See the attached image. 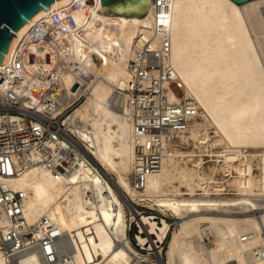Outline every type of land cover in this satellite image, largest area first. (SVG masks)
Instances as JSON below:
<instances>
[{
    "label": "bare ground",
    "instance_id": "bare-ground-1",
    "mask_svg": "<svg viewBox=\"0 0 264 264\" xmlns=\"http://www.w3.org/2000/svg\"><path fill=\"white\" fill-rule=\"evenodd\" d=\"M67 1L28 19L15 31L11 49L39 18L54 11L63 17ZM151 5L149 0L145 15L134 17L90 15L87 8L72 15L71 29L84 28L104 64L84 53L83 64L102 78L89 83L86 100L67 119L92 152L97 171L56 174L33 159L18 177L0 180L25 193L24 217L38 228V238L49 227L62 235L60 241L70 238L73 252L68 258L60 254L56 264H264V0L175 2L169 62L198 115L188 128L164 138L160 170L137 189L135 149L149 137L135 135L112 98L131 79L133 39L152 21ZM63 85L71 95L79 82L68 75ZM170 98L181 99L173 91ZM134 204L178 219L165 261L156 245L167 238L170 224L158 225ZM132 222L156 235L155 242L137 235L143 247L151 240L148 254L134 248L127 232ZM0 264H7L1 255ZM19 264L43 262L33 256Z\"/></svg>",
    "mask_w": 264,
    "mask_h": 264
},
{
    "label": "built area",
    "instance_id": "built-area-1",
    "mask_svg": "<svg viewBox=\"0 0 264 264\" xmlns=\"http://www.w3.org/2000/svg\"><path fill=\"white\" fill-rule=\"evenodd\" d=\"M176 1L152 0V21L133 39V57L128 66L131 79L112 98L114 108L131 121L135 135L149 137L147 144L138 143L135 149L133 182L137 189L145 187L149 174L160 170L164 138L188 128L198 115L193 100L184 97L169 62V28ZM101 5L100 0H68L60 8L63 17L54 11L31 24L17 38L10 57L0 67V178L18 177L33 159L56 174L80 168L97 171L92 152L71 132L67 119L86 100L89 83L102 78L83 64L84 53L97 60V66L104 65L97 55L101 52L84 37V28L71 29L72 15L86 8L90 15L100 12ZM68 75L79 82L71 95L63 85ZM173 87L181 92L179 102L170 98ZM25 196L0 180L3 260L19 264L39 256L43 264H56L60 254L70 257V238L63 236L60 241L62 235L55 234L51 227L38 238V228L27 224ZM135 206L138 212L140 205ZM137 226L129 223L128 235Z\"/></svg>",
    "mask_w": 264,
    "mask_h": 264
},
{
    "label": "water",
    "instance_id": "water-1",
    "mask_svg": "<svg viewBox=\"0 0 264 264\" xmlns=\"http://www.w3.org/2000/svg\"><path fill=\"white\" fill-rule=\"evenodd\" d=\"M67 0H0V66L5 61L4 54L11 49L15 31L22 30L27 20L36 17L53 5ZM102 13L111 16L118 13L122 17L145 15L149 0H100ZM152 1V0H151ZM243 4L251 0H232Z\"/></svg>",
    "mask_w": 264,
    "mask_h": 264
},
{
    "label": "rangeland",
    "instance_id": "rangeland-1",
    "mask_svg": "<svg viewBox=\"0 0 264 264\" xmlns=\"http://www.w3.org/2000/svg\"><path fill=\"white\" fill-rule=\"evenodd\" d=\"M81 19H82V15H81V13H78L76 18H75L76 22H81ZM173 90L177 96H179L181 94V92L177 88L173 87ZM138 205H140L139 206L140 209L138 210V212L143 213L144 215L153 217L154 220L158 223V225H162L163 220L167 221L170 224V231H169L167 238L163 242H159V244L156 245V247L157 246L161 247L163 259L165 261L166 260V253H167L168 246H169L170 233L176 229L178 219L172 215H165L164 213H162L161 211H159L157 209H152L148 205H143V204H138ZM137 235L149 237V238H151V240H154V242L157 241L156 235L154 234L152 236H148L147 232L145 230H144V232H141V229L138 226L135 228L132 227V230L130 231V233L128 235L131 238L133 246L136 250H138L140 253H142L144 255L148 254V248L150 246L151 240L147 244V246L143 247L138 242Z\"/></svg>",
    "mask_w": 264,
    "mask_h": 264
}]
</instances>
